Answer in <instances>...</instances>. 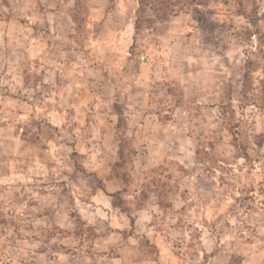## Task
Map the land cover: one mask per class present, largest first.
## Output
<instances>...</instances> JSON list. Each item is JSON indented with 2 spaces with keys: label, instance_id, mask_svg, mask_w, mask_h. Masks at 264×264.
<instances>
[{
  "label": "rangeland",
  "instance_id": "obj_1",
  "mask_svg": "<svg viewBox=\"0 0 264 264\" xmlns=\"http://www.w3.org/2000/svg\"><path fill=\"white\" fill-rule=\"evenodd\" d=\"M151 1L0 0V264H264V0Z\"/></svg>",
  "mask_w": 264,
  "mask_h": 264
},
{
  "label": "trees",
  "instance_id": "obj_2",
  "mask_svg": "<svg viewBox=\"0 0 264 264\" xmlns=\"http://www.w3.org/2000/svg\"><path fill=\"white\" fill-rule=\"evenodd\" d=\"M187 2H190V4L192 5H197L196 0H154L150 2L151 12L155 19H159V21L161 22H166L169 17L168 12L170 6H174V5L180 6L178 8V11L172 12L173 16H178L181 12H183L184 9L183 7Z\"/></svg>",
  "mask_w": 264,
  "mask_h": 264
}]
</instances>
